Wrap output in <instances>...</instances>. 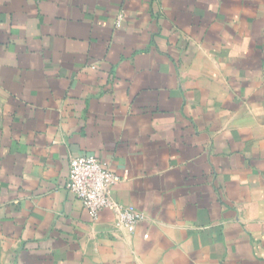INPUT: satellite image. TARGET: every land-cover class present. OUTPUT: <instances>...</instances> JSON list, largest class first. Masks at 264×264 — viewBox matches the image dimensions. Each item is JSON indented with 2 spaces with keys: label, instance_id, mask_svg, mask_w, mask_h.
<instances>
[{
  "label": "crops",
  "instance_id": "0c3cea01",
  "mask_svg": "<svg viewBox=\"0 0 264 264\" xmlns=\"http://www.w3.org/2000/svg\"><path fill=\"white\" fill-rule=\"evenodd\" d=\"M0 264H264V0H0Z\"/></svg>",
  "mask_w": 264,
  "mask_h": 264
},
{
  "label": "built area",
  "instance_id": "2783aa9c",
  "mask_svg": "<svg viewBox=\"0 0 264 264\" xmlns=\"http://www.w3.org/2000/svg\"><path fill=\"white\" fill-rule=\"evenodd\" d=\"M122 18L123 14H120L118 25ZM120 180L121 177L96 155L84 154L71 158L66 187L94 218L97 219L104 210L112 211L117 225L133 232L145 216L114 196L113 187Z\"/></svg>",
  "mask_w": 264,
  "mask_h": 264
}]
</instances>
